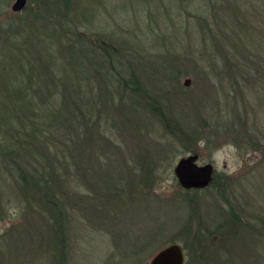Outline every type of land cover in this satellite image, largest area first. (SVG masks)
<instances>
[{
  "label": "rangeland",
  "instance_id": "374dc122",
  "mask_svg": "<svg viewBox=\"0 0 264 264\" xmlns=\"http://www.w3.org/2000/svg\"><path fill=\"white\" fill-rule=\"evenodd\" d=\"M15 1L0 0V54L16 50L18 42L41 44L33 55L42 61L51 43L47 31L50 38L56 32L50 24L56 23L54 11L28 0L15 12ZM49 5L67 9L78 31L121 51L131 66L123 74H135L139 89L133 92V83L119 81L108 63L96 59L85 66L81 82L85 99L95 101L97 127L82 173L71 182L76 197V206L67 210L71 230L60 236L62 243L55 240L47 212L37 204L30 208L4 172L0 264H149L172 243L185 246L190 264L194 254L186 247L194 229L206 231L199 234L203 238L209 231L224 232L237 241L220 247L222 258L220 251L207 264H223V257L227 264H264V0H51ZM68 41L54 39L56 55ZM26 79L19 77L18 86L28 87ZM34 85L44 93L36 79ZM32 101L47 108L59 103L57 94L48 92L40 98L35 93ZM190 154L199 155L200 165L213 164L209 186L187 190L179 184L175 166ZM102 176L109 178L104 182L110 192L104 191ZM155 216L161 232L149 242ZM115 220L123 222L118 245ZM208 238L217 241V235ZM135 246L145 247L133 254ZM245 248L252 249L250 256Z\"/></svg>",
  "mask_w": 264,
  "mask_h": 264
},
{
  "label": "trees",
  "instance_id": "16d2710c",
  "mask_svg": "<svg viewBox=\"0 0 264 264\" xmlns=\"http://www.w3.org/2000/svg\"><path fill=\"white\" fill-rule=\"evenodd\" d=\"M40 2L45 6V11H54L51 19L56 23L50 24L54 25L56 32L52 38H68L69 41L62 48L61 55H56L54 51L56 46L54 43L52 46L54 39L51 40L46 28L44 32L47 31V37L51 41L44 50L46 59L39 61L35 58V54L33 55L34 52L37 54L38 48H42L41 44L27 46L28 51H26V44L18 42V50L12 49L8 53L0 54V67L3 65L5 69L0 75L4 78L0 79L2 82L0 85L3 86L0 89L2 91L0 93V180L2 174L7 172V176L11 177H7L5 181L14 179L18 195L22 200L27 202L30 208L32 204H37L41 210L47 212L49 229L54 231L55 240L62 243L60 236L63 232L68 233L72 227L71 221L68 220L71 215H68L67 210L76 206L71 182L79 179L83 168V155H86V150L91 148L96 135V104L92 101V97L90 100L85 99L81 82V78L87 76L85 66H93L94 60L98 59L102 65L106 63L112 65L119 81H124L125 85L133 83L135 89L133 92L139 87L135 74L132 73L129 78L123 74L127 67L131 70V66L113 44L100 38H90L85 32L78 31L73 26V20L69 18L70 11L67 9L65 12H60L58 8H49L51 0H38V4ZM50 65V69L56 66L63 73L47 70ZM23 74L27 75L26 88L18 86V79ZM35 79L38 85L43 86L42 91L45 94L37 93ZM47 92L57 94L58 106L49 105L47 108L32 101L35 93L40 98L46 96ZM87 169L89 170V167L85 170ZM106 179L109 180L108 177L102 176V187L105 192H110L109 182H104ZM1 198L0 195V201ZM100 212L102 213V210ZM101 216L106 222L108 217ZM119 218L120 216L117 215L118 220ZM152 219L147 231L149 242L156 241L161 232V228L157 226L159 218L155 216ZM118 220H115L117 225L112 228L116 245L119 244L116 232L123 224L122 221L119 224ZM191 232L193 236L187 231L192 238L186 247L193 252L192 255L194 254L190 264H207L215 261L218 255L222 258L225 249L220 250V247L231 242L237 243L229 239L224 232L209 231L208 234L211 235H206L205 238L199 234L202 235L206 231L194 229ZM214 235H217V241L210 242L212 238L208 237ZM238 241L241 242L240 239ZM144 247L135 246L131 253H142ZM244 247L247 246L244 244ZM247 250L249 256L252 252V249L245 248L246 257ZM223 259L222 263L227 264L228 259L226 257Z\"/></svg>",
  "mask_w": 264,
  "mask_h": 264
},
{
  "label": "water",
  "instance_id": "95a60500",
  "mask_svg": "<svg viewBox=\"0 0 264 264\" xmlns=\"http://www.w3.org/2000/svg\"><path fill=\"white\" fill-rule=\"evenodd\" d=\"M28 0H16L12 5L15 12L22 11ZM190 80L186 81L189 85ZM199 155L190 154L182 157L177 162L174 172L179 184L184 189H202L209 186L214 178V166L212 163L198 164ZM185 252L179 243H172L159 250L150 260L149 264H184Z\"/></svg>",
  "mask_w": 264,
  "mask_h": 264
},
{
  "label": "flooded vegetation",
  "instance_id": "af4514ba",
  "mask_svg": "<svg viewBox=\"0 0 264 264\" xmlns=\"http://www.w3.org/2000/svg\"><path fill=\"white\" fill-rule=\"evenodd\" d=\"M183 247V246H182ZM183 249H184V247H183ZM184 252H185V249H184ZM185 262H186V252H185ZM185 264V263H184Z\"/></svg>",
  "mask_w": 264,
  "mask_h": 264
}]
</instances>
